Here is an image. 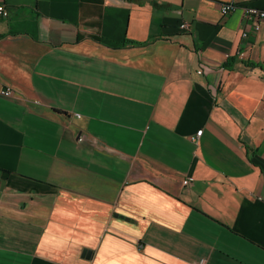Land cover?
<instances>
[{
	"label": "crops",
	"instance_id": "1",
	"mask_svg": "<svg viewBox=\"0 0 264 264\" xmlns=\"http://www.w3.org/2000/svg\"><path fill=\"white\" fill-rule=\"evenodd\" d=\"M222 3L264 11L0 0V264H264V21Z\"/></svg>",
	"mask_w": 264,
	"mask_h": 264
},
{
	"label": "built area",
	"instance_id": "2",
	"mask_svg": "<svg viewBox=\"0 0 264 264\" xmlns=\"http://www.w3.org/2000/svg\"><path fill=\"white\" fill-rule=\"evenodd\" d=\"M241 9L243 16L245 17V21L249 22L254 31H258L260 28L261 23L264 21V11L258 8L253 7H245V6H238L234 3H222L219 5V11L223 16L230 15L236 10ZM0 16L3 18L8 17V12L4 5H0ZM186 26L182 25L181 29H185ZM244 36H247L246 32H243ZM242 59H245L243 54L240 56ZM200 74V72H198ZM12 91L10 88L2 89L0 90V95H3V97H9L11 95ZM201 134V130L196 132V137H199ZM190 179L186 178L182 180V185H187L189 183ZM203 263V260L201 261V264Z\"/></svg>",
	"mask_w": 264,
	"mask_h": 264
}]
</instances>
